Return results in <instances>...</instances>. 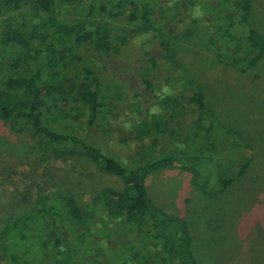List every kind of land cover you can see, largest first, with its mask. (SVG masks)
I'll return each instance as SVG.
<instances>
[{
	"label": "trees",
	"instance_id": "1",
	"mask_svg": "<svg viewBox=\"0 0 264 264\" xmlns=\"http://www.w3.org/2000/svg\"><path fill=\"white\" fill-rule=\"evenodd\" d=\"M56 1L0 0V54H5L0 57L7 60H3V66L9 70V75H19L16 85L7 84V87L0 88V121L6 125L24 122L33 137L45 139L47 148L57 157L88 155L99 170L118 175L127 185V189L104 188L91 205L75 195L61 191L41 193L33 209L0 220V264H200L193 253L197 248L193 245L194 234L196 236L198 233L199 236L198 229L208 227L207 230L212 235L222 228L224 222L218 220L209 223L206 220L198 227L195 223L202 220V216L206 219L202 208L195 215H191V208L180 213L167 211L152 197L147 183L152 171L161 167H176L178 164L184 172L192 175L191 182L200 183L203 195L215 199L233 190L237 179L243 174L239 170L238 174L230 177L220 171L224 164L235 158V148L214 151L208 149V146L201 147V138L194 133L200 121L192 119L191 124H188L187 120L182 119L184 113L181 108L193 105L198 107L202 115L214 120L219 129L226 128L204 101L199 83L195 81L187 65H181L184 61L178 60L177 50L170 45L172 39L180 38L179 35L187 37L193 34L194 25L181 23L175 30L178 35L173 36L165 24L168 22V10L159 0H101L112 5L106 18L96 16L101 15L97 2L83 0L81 4L88 5L87 16L81 15L86 14L84 5H81L77 11L74 9L79 14H75L77 18L72 20L64 19L61 15L59 17L61 12L57 9L59 6ZM190 2L212 17L209 28L199 33L208 48L220 55L219 42L223 45L234 43L236 48L244 47L242 43L247 45L246 52L240 59L235 58L225 64L242 65V71L245 72L249 67L259 64L264 68V28L251 24L253 8L260 0ZM179 5L178 3L177 6ZM25 6L33 7L35 14L44 19L45 29L50 24L55 28L43 34L39 31L41 25L29 28L31 17L24 12ZM15 12L21 13V19H16ZM6 13L10 14L7 19L9 25L4 26L3 16ZM227 13L229 17L223 16ZM118 20L124 24H133L142 34L154 32L159 40L167 37V46H164L159 57L150 48L145 49L148 54L146 57L152 61L149 62L151 67H164L167 74L173 69L174 63L177 82L182 84L180 87L183 89V94L164 99V111L171 108L169 115L154 113L149 123L145 121L146 125L144 122L138 124V137L151 135V145H140L127 155L109 153L77 133L81 116H84V123L91 127L104 114V84L96 69L105 70L115 58L125 57L115 34ZM28 28L29 33L26 32ZM122 31L125 34L121 39L126 42L127 29L122 28ZM48 36L52 37L51 45H47L51 57L47 60L45 58L41 66L34 67L31 62V42L38 38L42 40V45L47 44L44 42ZM149 40L151 38L147 39ZM85 53H88L87 57L83 55ZM71 58H74L71 63L74 62L82 69L81 73L75 74L66 67L65 61L70 62L68 59ZM161 59L169 64H160ZM151 67L147 64L143 66V85L139 88L141 92H147L154 86L149 73ZM61 74L75 75L80 81L75 90L56 84L55 80L63 77ZM167 74L169 80L171 76ZM172 86L178 90L179 86ZM81 107L85 110L83 113L80 111ZM72 110L75 112V122L69 125L67 123L72 122L69 117ZM176 117L181 119V125L188 130L186 136L191 137L192 146L181 151L168 148L164 141L166 137L161 135L167 133L166 130L169 131L170 122ZM171 131L172 136L176 135V131ZM162 136L161 146L158 140ZM238 140L242 141L243 147L250 150L245 138L240 137ZM210 172L217 174L218 180V187L211 189L207 188L211 181L208 176ZM177 192L178 189L173 190V193ZM252 193L253 191L245 194L250 196L249 202L253 200ZM246 202L249 203L247 200ZM206 207L205 204L203 208ZM194 227L198 229H193ZM119 228V235L129 233L133 236L125 239L118 237V245L123 240L131 241H128V250L124 251L127 255L112 260L103 238L113 237ZM211 235L205 234L204 247H213L215 244ZM55 236L61 242L57 240L56 243ZM133 242L140 247L143 244L145 250H135ZM50 254H54L53 257L49 258ZM162 256L165 257V262L162 261ZM203 257L202 255L201 264H205ZM48 258L51 260H47Z\"/></svg>",
	"mask_w": 264,
	"mask_h": 264
},
{
	"label": "rangeland",
	"instance_id": "2",
	"mask_svg": "<svg viewBox=\"0 0 264 264\" xmlns=\"http://www.w3.org/2000/svg\"><path fill=\"white\" fill-rule=\"evenodd\" d=\"M93 1L98 3L101 13L96 16L106 18L112 5L101 0H91V3ZM159 1L168 10V22L165 24L173 36L178 35L175 30L181 23L194 25L193 34L187 37L179 35L180 38L172 39L170 45L177 50L178 60L184 61L181 65L186 64L195 81L199 83L204 101L210 105L216 117L226 128L219 129L214 120L202 115L198 107L193 105L181 108L184 113L182 119L187 120L188 124H191L192 119L200 121L194 133L201 138V147L208 146V149L214 151L235 148V158H231L227 163L229 167L224 164L220 171L230 177L238 174L239 170H242L243 174L237 179L233 190L215 199H209L208 195H203L200 183L191 182L192 175L184 172L177 164L176 167H161L152 171L147 182L149 191L155 201L167 211L180 213L191 208L193 211L191 215H195L202 208L201 211L205 213L206 219L202 216L203 219H199L195 225H202L206 220L209 223L218 220L224 222L222 228L212 235L208 232V227L199 225L201 229L193 228L200 230L199 236H197L198 233L196 236L194 234L193 244L197 247L193 253L200 264L202 255L205 264H264V228H262L264 224V154H262L264 153V68L259 64L256 67H249L245 72L242 71V65L225 64L235 58H241V55L246 52L247 45L242 43L244 47L236 48L234 43L223 45L219 42L218 51L221 52L219 55L217 51L208 48L206 41L199 35L201 30L209 28L212 17L194 7L190 0ZM56 2L59 6L57 9L61 12L59 17L61 15L64 19L77 18L78 12L75 13L74 9L77 11L81 5H84L86 13L81 15L88 14V5L81 4L83 0H57ZM178 3L179 6H177ZM23 10L27 16L31 17L29 28L41 25L39 27L41 34L55 28L50 24L45 29L44 19L35 14L33 7L25 6ZM15 13L16 19H21V13ZM9 16V13L3 16L4 26L9 25L7 20ZM223 16L229 17V13ZM116 23L118 25V29L115 30L117 42L122 46L125 57L115 58L105 70L96 69L104 84V114L91 127L84 123V116H81L77 133L90 142L100 145L109 153L127 155L133 153L140 145L145 147L151 145L153 139L151 135L144 138L138 137V124L149 123L154 113L169 115L171 108L168 107V110L164 111L163 104L166 103L164 99L183 94V89L180 87L182 84L177 82L174 63L173 69L167 74L164 67H151L152 64L149 63L151 60L146 57L148 54L145 49L149 48L159 57L164 46H167V37L159 40L154 32L142 34L133 24H124L119 20ZM251 24L264 28V0H260L253 8ZM121 27L127 29L126 42L121 39L125 34ZM29 28L26 29L28 33ZM150 38L151 40L147 41ZM51 42V36L46 38L44 43L47 44L44 45L38 38L31 42L32 66L39 67L45 58L47 60L51 57L50 49L47 47L48 44L51 45ZM4 55V53L0 54L1 57ZM83 55L87 57L88 53ZM1 57L0 88L7 87V84L16 85L19 75H9V70L3 66V60L6 62L7 60ZM73 59H68L70 62L65 61L66 67L75 74L81 73L82 69H79L74 62L71 63ZM159 63L169 64L163 59ZM145 64L151 67L149 73L154 86L147 92H141L139 88L143 85L141 78ZM166 74L171 76L169 80ZM61 76L63 77L60 80H55L57 85L72 87L74 90L79 85L80 81L75 75L61 74ZM172 85L179 86L178 90H175ZM69 109L72 108L69 107ZM80 111L83 113L85 110L81 107ZM74 113L73 110L70 112L69 117L72 122L67 124L71 125L75 122H73ZM180 120L178 117L173 118L169 131L166 130L167 133L161 134L166 137L164 141L167 142L168 148H175L178 151L192 146L191 137L186 136L188 130L184 129ZM171 130L176 131V135L172 136ZM163 136L158 140L161 146ZM240 137L247 140L249 151L243 147L242 141L239 142ZM236 144L238 145L235 146ZM208 174L211 181L207 188L218 187L217 174L214 172ZM107 187L116 190L127 189V185L118 175L99 170L88 155L57 157L47 148L45 139L33 137L24 122L6 125L0 121V220L33 209L41 193L61 191L75 195L79 200L91 205L99 192ZM175 189H178L177 193H173ZM252 191L253 200L249 202L250 196L245 194ZM205 204L207 207L204 209ZM124 218L127 219L128 216ZM246 218H248L247 221ZM205 230L207 233H204ZM249 230H251L250 233ZM119 231L120 228L111 238H103V243L107 251H110L109 257L112 260L125 257L127 254L124 251L128 250V241H131L123 240L118 245V237L125 239V237L133 236L129 233L121 236ZM205 234L211 235L212 242L215 243L213 247L203 246ZM55 239L58 243L59 238L55 236ZM133 243L135 250H145L143 244L140 247ZM193 245L192 248H195ZM86 252H88L87 249ZM53 255L50 254L49 258ZM49 258L47 260H51ZM165 260L162 256V261L165 262Z\"/></svg>",
	"mask_w": 264,
	"mask_h": 264
}]
</instances>
